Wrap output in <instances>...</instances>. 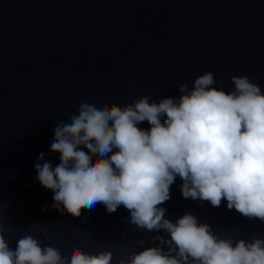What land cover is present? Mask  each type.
<instances>
[{
  "label": "water",
  "instance_id": "water-1",
  "mask_svg": "<svg viewBox=\"0 0 264 264\" xmlns=\"http://www.w3.org/2000/svg\"><path fill=\"white\" fill-rule=\"evenodd\" d=\"M207 71L214 87L230 91L233 75H247L264 92V0H0V225L9 246L31 234L64 257L74 247L111 251L112 264L148 247L167 251L154 238L170 234L137 228L122 205L61 214L34 165L40 153L53 168L60 163L53 129L81 103L178 98L181 83L191 88ZM182 183L177 176L160 205L166 219L188 213L220 238H264V222L226 200L185 199Z\"/></svg>",
  "mask_w": 264,
  "mask_h": 264
},
{
  "label": "clouds",
  "instance_id": "clouds-1",
  "mask_svg": "<svg viewBox=\"0 0 264 264\" xmlns=\"http://www.w3.org/2000/svg\"><path fill=\"white\" fill-rule=\"evenodd\" d=\"M230 79V91L214 87L207 71L191 88L181 83L178 98L143 96L123 107L81 103L53 129L51 151L60 163L53 168L40 153L34 165L36 179L54 193L52 207L78 217L97 203L109 213L122 205L137 228L170 234L154 238L167 251L144 248L118 264H264V238H220L194 215L173 223L160 207L178 176L185 199L213 207L226 200L229 210L264 222V92L247 75ZM145 121L149 129L138 127ZM0 264H112V253L74 247L64 257L31 234L13 249L0 225Z\"/></svg>",
  "mask_w": 264,
  "mask_h": 264
}]
</instances>
